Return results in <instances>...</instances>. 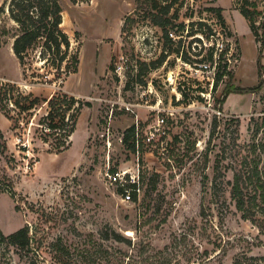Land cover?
Returning <instances> with one entry per match:
<instances>
[{
    "label": "rangeland",
    "instance_id": "374dc122",
    "mask_svg": "<svg viewBox=\"0 0 264 264\" xmlns=\"http://www.w3.org/2000/svg\"><path fill=\"white\" fill-rule=\"evenodd\" d=\"M7 1L0 0V81L41 98L62 91L84 105L72 144L61 153L38 128L46 103L16 130L0 111V144L7 145L0 152V186L15 190L14 196L0 192L1 230L9 234L28 223L49 241L61 237L71 249L89 251L91 264H264L262 202L251 204L256 216L247 218L231 195L235 172H255L252 181L264 183V51L237 0H185L180 18L165 29L152 21L148 0H61L63 28L80 59L61 85L24 74L12 48L17 25ZM256 1L263 11L264 0ZM210 7L223 8L230 36ZM192 13L196 22L189 25ZM165 30L174 33L172 42ZM228 44L223 60L233 75L214 91ZM213 45L214 61L204 60ZM260 82L261 88L236 96L242 112L221 104L225 87ZM132 125L140 139L136 150L123 142ZM138 163L142 191L124 202L106 173L133 172ZM106 230L123 241L102 238ZM11 255L14 264H28Z\"/></svg>",
    "mask_w": 264,
    "mask_h": 264
},
{
    "label": "trees",
    "instance_id": "16d2710c",
    "mask_svg": "<svg viewBox=\"0 0 264 264\" xmlns=\"http://www.w3.org/2000/svg\"><path fill=\"white\" fill-rule=\"evenodd\" d=\"M237 2V9L247 19L251 32L256 42L259 43V50L263 52L264 10H260L256 0H237ZM148 3L152 12V21L155 25L165 29L168 24L180 18V10L185 0H148ZM6 7L9 17L17 25L12 48L26 76L37 79L41 83L61 85L67 77L78 71L79 52L73 48L70 35L63 28L64 10L61 0H8ZM6 7L1 8V12L6 11ZM208 10L216 13L220 25L230 36L232 33L227 31L226 20L222 13L223 8L210 7ZM259 16L262 17V22L258 25L257 18ZM193 17V13L188 15L189 25L195 24L196 21L192 20ZM199 23L206 25L204 21H199ZM187 25L186 21H182L179 23L178 29L184 31ZM170 32L172 31L165 30L167 42L173 41ZM187 35H194L193 31L191 33L188 31ZM2 43V34L0 33V48ZM215 49L216 45L210 47V52L204 60L214 61ZM229 49L228 44L220 53V61H218L213 77L214 91L226 76L233 75V72L228 69V60H223ZM176 52L180 53L179 50ZM165 59L166 54L164 53L152 65L156 67L162 64ZM182 59L191 63L188 56H182ZM37 62H41L40 67H35ZM260 65L262 68L264 67L261 63ZM261 86L262 82L255 87H225L220 102L224 104L227 96L232 92H254ZM180 91L185 96L184 90L180 89ZM42 102L47 104V111L37 122L41 137L52 145L51 150L61 153L72 144V135L76 130L84 102L62 91L53 93L49 98H41L32 92L21 89L16 83L0 81V111L12 121V129L23 128L25 124H29L30 119L34 116V110ZM8 104L16 106L19 111L18 116L15 117L12 114L13 109ZM0 139H5L1 128ZM139 141L136 125H132L124 131L123 142L129 144L133 150H136ZM6 149L5 143L0 144L1 153H4ZM255 168L257 169V167ZM254 174L255 172H253ZM253 175L249 173L243 176L241 172H235L231 182L232 198L238 209L242 210L247 218L256 216V213H250L249 210L251 204H256L258 198L262 202L260 210L264 214V183L252 181ZM257 175L260 178L258 172ZM1 191H7L12 196L15 195L12 185H8L5 189L0 186ZM134 199H137V195L134 196ZM259 227L264 234V219L260 221ZM102 238L123 241V237L115 230L112 232L103 231ZM11 253L16 254L21 260H26L28 264H91L92 262L89 251L82 254L77 249H71L61 237L49 241L43 233H32L28 223L9 234H5L0 228V264H14Z\"/></svg>",
    "mask_w": 264,
    "mask_h": 264
},
{
    "label": "built area",
    "instance_id": "2783aa9c",
    "mask_svg": "<svg viewBox=\"0 0 264 264\" xmlns=\"http://www.w3.org/2000/svg\"><path fill=\"white\" fill-rule=\"evenodd\" d=\"M170 35L174 37L173 32H170ZM106 175L109 179V183L118 188V192L124 202L134 201L135 195L139 198L142 191L139 163L137 164V169L133 172H130L129 169L121 168L107 171Z\"/></svg>",
    "mask_w": 264,
    "mask_h": 264
},
{
    "label": "crops",
    "instance_id": "0c3cea01",
    "mask_svg": "<svg viewBox=\"0 0 264 264\" xmlns=\"http://www.w3.org/2000/svg\"><path fill=\"white\" fill-rule=\"evenodd\" d=\"M236 96H242L243 97V93H236V92H232L230 93L224 104H226L228 107H230V111L233 113H240L242 112V108H244L245 106H242V104H239L238 100L236 99ZM232 98V101H231ZM231 101V103H230ZM247 109V108H245Z\"/></svg>",
    "mask_w": 264,
    "mask_h": 264
}]
</instances>
